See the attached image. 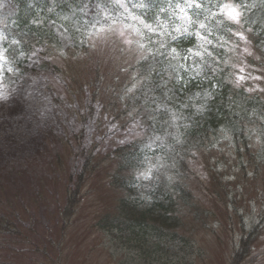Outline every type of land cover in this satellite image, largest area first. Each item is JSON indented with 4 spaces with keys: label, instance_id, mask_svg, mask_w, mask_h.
<instances>
[{
    "label": "rangeland",
    "instance_id": "obj_1",
    "mask_svg": "<svg viewBox=\"0 0 264 264\" xmlns=\"http://www.w3.org/2000/svg\"><path fill=\"white\" fill-rule=\"evenodd\" d=\"M33 1L0 0V264H230L254 227L242 264H264V57L221 55L236 39L251 54L263 0H166L151 22L133 0H49L43 15ZM22 19L43 38H20ZM218 106L237 128L182 138ZM160 167L177 225L104 228L119 181Z\"/></svg>",
    "mask_w": 264,
    "mask_h": 264
},
{
    "label": "trees",
    "instance_id": "obj_2",
    "mask_svg": "<svg viewBox=\"0 0 264 264\" xmlns=\"http://www.w3.org/2000/svg\"><path fill=\"white\" fill-rule=\"evenodd\" d=\"M214 2V0H202L200 5L206 8ZM222 2L238 5L240 0H223ZM218 3L220 4V1H218ZM150 6L151 8H149V10L152 8L159 9L154 5ZM262 19L263 29L260 33L255 27H253V30L250 28L249 31H247L249 33V38L247 39L251 40L250 49L252 51L249 56H245L248 47L244 42H241L240 39H236L234 45L227 46L226 49L230 48L233 52L228 51L224 55L229 53L233 56L235 63L238 60L243 59L247 60V63L250 66H256L258 60H261L264 56V16ZM20 24L24 23L21 21ZM228 26H230V24H228ZM27 29L30 30L29 28ZM225 29L226 35H229L231 28L225 27ZM181 39L185 41L187 40L183 36L178 40ZM189 40L190 39L188 38L187 42H189ZM262 65H264V63L261 64V67ZM217 85L219 87L220 85L222 86L219 81L217 82ZM216 89L214 90L215 93L221 92V90L216 91ZM214 108H216V106H214ZM214 108H210V110H207L204 113L203 119L200 123H192L191 126L186 127L183 131L182 138L189 141L191 138L192 140L196 139L197 136L201 137L205 134L208 135L209 131L216 128H237L238 125L232 121V118L226 116L225 113L219 115L222 111L220 106H218L216 113H214ZM215 118H219L218 122H215ZM195 135L196 137L194 138ZM133 166L136 167V165ZM150 179L147 180L146 183H137V179L130 176L128 179L119 181V186L123 191L122 194L119 193L121 196L116 205L117 213L113 217L110 215L107 216V223H104V226L107 225L106 227L108 228L118 230L127 229L130 234H133L137 229L139 230V233H141L139 237H142L145 232H151V234L155 235L163 234L167 229L169 230V228L177 225L178 220L180 219L176 214L177 207L179 206L177 203V196L180 195L176 189L175 184L177 183L172 181V177L168 175V171L164 167L154 170ZM181 198L179 201H181ZM254 229H256V227H254L253 230ZM251 235L252 230L240 239L238 248L231 256L230 264H242V261L249 256Z\"/></svg>",
    "mask_w": 264,
    "mask_h": 264
},
{
    "label": "snow or ice",
    "instance_id": "obj_3",
    "mask_svg": "<svg viewBox=\"0 0 264 264\" xmlns=\"http://www.w3.org/2000/svg\"><path fill=\"white\" fill-rule=\"evenodd\" d=\"M233 19H235V16H233Z\"/></svg>",
    "mask_w": 264,
    "mask_h": 264
}]
</instances>
